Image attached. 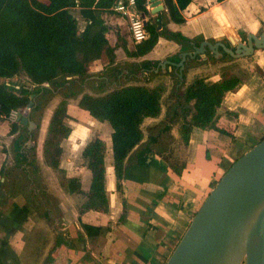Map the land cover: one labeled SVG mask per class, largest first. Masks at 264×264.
I'll return each mask as SVG.
<instances>
[{"label": "trees", "instance_id": "obj_1", "mask_svg": "<svg viewBox=\"0 0 264 264\" xmlns=\"http://www.w3.org/2000/svg\"><path fill=\"white\" fill-rule=\"evenodd\" d=\"M117 1L0 0V78H11L23 73L32 84L19 86L15 92L7 84L0 83V118L7 117L13 110L26 107L31 100L30 94H34V111L40 107V100L61 92L63 99L51 113L43 142V161L53 170L61 171L62 142L71 131L65 122L68 115L67 98L78 95L84 83L90 79L87 73L90 63L105 54L107 64H113L117 48H121L129 57L142 56L152 50L160 35L177 40L181 51L186 50L191 42H196V38L191 39L170 30L166 26L167 21H163V17H167L172 22L183 23L182 10L191 0H164L167 13L159 11L155 15L150 14L147 0H135V9L146 17V37L138 42L131 38L129 30L112 23V17L119 15V12L112 10ZM72 8L79 9L82 22L80 31L77 19L71 12ZM111 33L114 35L113 45L109 42ZM225 58L233 57L223 52L220 59ZM170 60L177 63L180 55L176 54ZM157 65L158 62L145 60L132 62L128 69L111 71L101 76L99 81L92 80L96 88H109V91L101 95L83 94L78 100L81 108L92 117L106 121L111 128L112 165L118 190L121 189L122 180L130 176L132 167L154 165L162 168L153 159L156 153L164 155L158 148L161 136L149 135L142 142L141 125L145 118L160 114L164 88L137 84L122 86L118 83L121 76L128 78L130 75H145L148 79L155 73ZM177 71L178 68L173 66L172 72L176 76L172 90L173 105L167 117L168 123L162 129L169 130L177 120L179 139L174 148L166 150L164 158L168 166L179 174L184 168L183 157L194 128L214 129L231 135L216 125L217 109L224 94L236 90L241 79L225 69L215 82H206L200 76L181 89L184 85L183 75L180 79ZM15 128L16 123H11V131ZM16 150L18 155L22 154L21 145L16 144ZM105 155V142L98 136H94L82 148L81 156L90 171L86 192L82 191L79 177L67 176L63 171L59 177V184L64 190L83 195L84 200L78 207L79 213L108 210ZM24 162H29L26 156ZM82 227L87 234L91 229L99 232V228L88 224H82Z\"/></svg>", "mask_w": 264, "mask_h": 264}, {"label": "crops", "instance_id": "obj_2", "mask_svg": "<svg viewBox=\"0 0 264 264\" xmlns=\"http://www.w3.org/2000/svg\"><path fill=\"white\" fill-rule=\"evenodd\" d=\"M161 2V11L166 14L164 0ZM147 8L150 12L148 3ZM73 9L80 16L79 9ZM182 15L183 23L168 20L166 26L188 38H196L197 43L191 42L184 51H192L203 40L214 41L219 37L228 45L226 31H233L244 40L246 34L257 35L264 30V0H191ZM126 22L128 17L120 12L112 17V23L128 30ZM110 35L109 42L113 45L114 35ZM173 45L176 44L172 39L160 35L152 50L132 58L151 61L173 49ZM118 49L121 48L115 53ZM205 55V60L197 55L185 61L181 89L200 76L206 82L219 80L225 65L219 60L221 56L214 58L209 50ZM102 57L88 67L96 65ZM248 57L254 58L257 68L249 66L248 77L240 78L236 90L224 94L217 109L216 125L231 135L214 129L194 128L183 157L184 168L179 174L168 166L165 154L156 153L153 159L163 169L154 165L132 167L130 176L122 180L118 190L109 152V133L105 155L108 210L79 213L83 195L63 189L64 199L59 205L60 212L51 219V231L32 238L40 242V247L35 248L29 247L25 239L24 232L30 227L24 216L26 208L5 204L0 208V264H165L219 178L237 158L264 138V49H255ZM161 62H166L164 71L169 73L175 66L172 63H176L170 58ZM134 76L145 78V75ZM171 90V87L165 88L162 96ZM146 119L153 121L155 118ZM175 124L171 128L177 142L178 122ZM87 171L86 186L79 175H66L79 177L82 191L86 192L90 182V171ZM78 195L80 198L75 202ZM82 224L97 227L99 232L91 229L87 234Z\"/></svg>", "mask_w": 264, "mask_h": 264}, {"label": "rangeland", "instance_id": "obj_3", "mask_svg": "<svg viewBox=\"0 0 264 264\" xmlns=\"http://www.w3.org/2000/svg\"><path fill=\"white\" fill-rule=\"evenodd\" d=\"M71 12L77 19L78 30L80 31L82 23L79 13L73 8ZM163 21H168V18L163 17ZM127 24L130 32L129 21ZM173 41L176 44L173 45V49L165 53L163 52L151 61L161 62L163 59L174 57L178 54L181 51L180 43L177 40ZM248 56H243L246 57L244 59H240L241 57H238L239 59L225 58L224 60L218 58L220 62L222 61L225 64L224 69L220 68V70L228 68L239 78L248 77L249 66L253 65V68H257L256 64H254V58ZM141 61L139 58L133 59L127 56L122 49H118L115 53L113 64H107V57L104 54L96 65L87 68L88 75L93 78L84 83L78 95L67 98L66 107L68 115L65 122L71 131L62 143L63 153L59 165L61 171L53 170L45 165L43 161V142L47 126L54 107L63 99L61 92H56L40 100V107L37 110L32 111V107L30 108L26 117L27 120L35 124V127L31 131L28 130L27 124H23L20 121V116L23 115L25 107L13 110L7 117L0 118V208L5 204L9 207L13 205L26 208L24 216L28 218L26 221L30 224V227L24 234L29 247H40V242L32 241V238L41 233L50 232L53 226L51 219L60 212L59 205L63 201L65 194L59 184V177L62 171L67 175H79L83 178L84 186H86L88 171L85 160L81 156L83 146L94 136L101 137L106 147L109 143L110 128L108 123L92 117L86 110L81 108L78 105L80 96L83 94L101 95L106 93L109 91V88L104 90L96 88L92 80L96 79L99 81L101 76H106L111 71L128 69L132 62L139 63ZM163 71L164 69L161 68L159 70L158 68L156 73L148 79L133 75L128 78L121 76L118 79V83L122 86L136 84L147 87L161 86L164 90L167 87H171L173 90L176 82L175 74L173 72L169 73L166 70ZM0 83L7 84L15 92L19 86H32L29 79L23 73L15 74L11 78H0ZM169 94L161 97L162 111L160 114L154 117L153 121L146 119L142 124V142H145L149 135L160 134L158 148L164 154H167V149L174 148L176 143V138L172 134L171 127H175L177 120L172 123L169 130L163 131L162 129L168 123L167 117L171 113L170 110L173 105L172 92ZM171 101L172 105L169 106ZM13 122L16 123V128L14 131H11V123ZM16 144L21 145V155L17 154ZM109 152L112 157L110 148ZM24 156L27 157L28 163L24 162ZM79 196H76L75 202L79 200Z\"/></svg>", "mask_w": 264, "mask_h": 264}, {"label": "water", "instance_id": "obj_4", "mask_svg": "<svg viewBox=\"0 0 264 264\" xmlns=\"http://www.w3.org/2000/svg\"><path fill=\"white\" fill-rule=\"evenodd\" d=\"M150 12L163 9L161 0H147ZM228 45L223 37L214 41L203 40L192 51L180 53V60L172 63L182 70L188 58L197 55L206 59L209 50L214 58L223 52L233 58L253 54L256 48H264V30L259 34L248 33L241 39L233 31H226ZM221 49V51H220ZM166 62H161L164 69ZM158 70V67L155 71ZM34 94H30L20 121L31 131L35 124L27 120L26 114L33 105ZM264 214V138L237 158L209 191L189 226L180 238L165 264H212L221 254L226 240L240 229V244L243 258L239 264H264V243H257L252 228L254 217Z\"/></svg>", "mask_w": 264, "mask_h": 264}, {"label": "bare ground", "instance_id": "obj_5", "mask_svg": "<svg viewBox=\"0 0 264 264\" xmlns=\"http://www.w3.org/2000/svg\"><path fill=\"white\" fill-rule=\"evenodd\" d=\"M252 234L257 243H264V214L254 217ZM244 254L240 244V229L226 240L221 254L212 262V264H239Z\"/></svg>", "mask_w": 264, "mask_h": 264}, {"label": "built area", "instance_id": "obj_6", "mask_svg": "<svg viewBox=\"0 0 264 264\" xmlns=\"http://www.w3.org/2000/svg\"><path fill=\"white\" fill-rule=\"evenodd\" d=\"M113 8L128 17L133 40L136 42L144 40L146 37L145 17L135 9V0H118Z\"/></svg>", "mask_w": 264, "mask_h": 264}, {"label": "flooded vegetation", "instance_id": "obj_7", "mask_svg": "<svg viewBox=\"0 0 264 264\" xmlns=\"http://www.w3.org/2000/svg\"><path fill=\"white\" fill-rule=\"evenodd\" d=\"M260 33H261V32H260ZM260 33H259V34H260ZM259 34H257V35H259ZM256 49H258V48H256ZM259 49H260V48H259ZM158 66H160V64H159Z\"/></svg>", "mask_w": 264, "mask_h": 264}]
</instances>
